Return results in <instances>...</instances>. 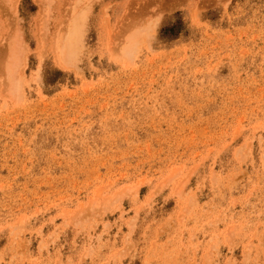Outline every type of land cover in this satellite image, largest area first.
Returning a JSON list of instances; mask_svg holds the SVG:
<instances>
[{"label": "rangeland", "instance_id": "rangeland-1", "mask_svg": "<svg viewBox=\"0 0 264 264\" xmlns=\"http://www.w3.org/2000/svg\"><path fill=\"white\" fill-rule=\"evenodd\" d=\"M0 264H264V0H0Z\"/></svg>", "mask_w": 264, "mask_h": 264}, {"label": "bare ground", "instance_id": "bare-ground-1", "mask_svg": "<svg viewBox=\"0 0 264 264\" xmlns=\"http://www.w3.org/2000/svg\"><path fill=\"white\" fill-rule=\"evenodd\" d=\"M141 30H134L133 31V33L131 34V36H130V38L128 39V44H127V47L126 48H124V50L123 51H125L126 52V50L128 49V48H130V49H128V51L130 50H132L131 49V43L132 42H134L137 38H139L140 36H141ZM69 34V33H68ZM69 36V35H68ZM67 36V37H68ZM69 40V39H68ZM67 39L65 40L64 39V42L62 41L61 43L63 44L62 46H63V51H64V54H65V52H66V50H64L65 49V47L66 46H69L68 44H69V42L70 41H68ZM60 44V43H59ZM135 45V44H134ZM126 46V45H125ZM58 47V46H57ZM56 47V48H57ZM61 48V47H60ZM21 45H19L18 43H12L11 45H10V47H9V51H8V53H9V55H8V58H7V72L9 71V70H13L12 68H15V67H17V66H19V63H18V61L20 60L19 59V57L21 56L20 55V53H22V51H21ZM126 49V50H125ZM73 50V49H72ZM134 50V49H133ZM132 50V51H133ZM60 51V50H59ZM63 51H61V53H63ZM124 52V53H125ZM127 53V52H126ZM130 53V52H129ZM20 55V56H19ZM58 55V54H57ZM63 56H65V55H63ZM59 57H60V53H59ZM61 57H62V55H61ZM60 57V58H61ZM66 58V57H65ZM17 63H18V65H17ZM17 65V66H16ZM17 69V68H16Z\"/></svg>", "mask_w": 264, "mask_h": 264}]
</instances>
